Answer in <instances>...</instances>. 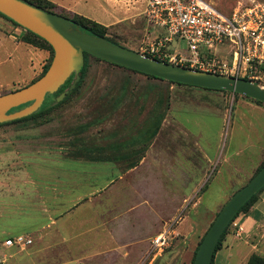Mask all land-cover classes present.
Segmentation results:
<instances>
[{"label":"crops","instance_id":"1","mask_svg":"<svg viewBox=\"0 0 264 264\" xmlns=\"http://www.w3.org/2000/svg\"><path fill=\"white\" fill-rule=\"evenodd\" d=\"M53 1L72 14L85 16L106 27L126 25L138 51L146 39L143 15L147 0L143 10L135 5L136 0H70L67 6ZM18 51L26 56H43V52L34 47ZM31 66L27 69L33 76ZM21 79L26 81L24 76ZM170 92V98L169 95L164 98L165 107L161 97L148 109V125L136 136L98 147L100 154L92 160L52 156L41 150L26 149L25 144L22 151L6 150L14 151L16 156L0 159V165L6 167L0 177V261L5 264H94L102 256L112 255L116 259L123 247L140 249L151 245L162 233L158 231L164 217L172 211L179 213L184 199L192 196L199 182L208 179L210 173L211 156L197 149L185 115L190 117L191 110H199L201 103L205 106L209 101L232 99L233 96V93L229 96L223 91L178 84L171 85ZM234 102L239 103L241 110L264 113V105L246 97ZM208 108L205 107V111L209 112ZM161 133L165 135L166 144L158 147L155 139ZM174 135L176 142L172 146ZM185 139L196 144H192L191 152L182 143ZM235 153L238 156L243 150ZM258 161L254 171L264 162V144L259 147ZM218 164L226 168L230 178L225 188L234 183L240 173H247L232 156ZM159 192L163 194L156 197ZM263 192L248 212L240 213L233 221L235 232L225 237L213 264H225L226 257L221 251L238 246L247 248L244 253L240 251L245 263L252 253L264 256V248L256 244L259 239L264 243ZM155 198L165 199L166 203L170 199L173 209L161 214L150 232L131 238L128 229L138 223L135 213L144 206L158 209ZM138 199L141 200L138 202ZM174 199H178L177 203ZM121 214L126 216L121 217ZM181 224L185 225L183 221ZM180 227L175 231L182 232ZM19 235L32 242L22 246L5 245V240ZM130 255L134 253L127 256Z\"/></svg>","mask_w":264,"mask_h":264},{"label":"rangeland","instance_id":"2","mask_svg":"<svg viewBox=\"0 0 264 264\" xmlns=\"http://www.w3.org/2000/svg\"><path fill=\"white\" fill-rule=\"evenodd\" d=\"M50 1L56 5L54 7L56 12L67 16L74 15L53 0ZM208 1L223 12L230 13L240 4L252 0ZM255 1L264 2V0ZM58 2L67 6L70 0H58ZM145 2L146 0H136L135 5L137 4L143 10ZM107 36L131 49H137V44L133 43L126 25L110 26ZM27 39L31 41L33 37L26 29L0 16V94L31 83L52 61L53 54L50 51L33 45L32 41L31 43L25 41ZM179 43L181 50L186 52L185 41L180 40ZM27 46L34 47L36 51L41 50L43 56L20 54L18 50L25 49ZM87 59L88 67L85 77L68 99L41 116L0 125V159L16 156L14 151L6 150L22 151V146L25 144L26 149L41 150L52 156L92 160L100 154L97 151L98 147L128 140L129 137L136 136L141 129L145 128L148 125V109L155 105L161 97L164 100L169 95L170 98V86L176 85L94 56H88ZM29 66L34 68L33 76L27 69ZM22 76L26 78V81L21 79ZM227 93L230 96L233 92L228 91ZM241 97L244 96L233 93L232 99L235 101ZM232 99L209 101L205 106L201 103L199 110H191L190 117L188 114L185 115L189 120L186 124L192 131L191 139L195 140L198 146L186 139L182 140V143L186 145L189 152H191L192 144L196 145L198 150H205L211 156L212 162L208 179L200 181L197 191L184 199L180 212L170 213L173 209V201L169 199L166 203L162 198L153 199L158 209L145 208L146 206L137 208L140 209L134 217L137 218L138 223L135 227L128 229L129 236L132 238L134 235L150 232L160 215L169 212L170 214L164 217L158 231V233H163L166 229L168 233L166 245L160 248L154 247L152 240L151 245L148 244L140 249L137 246L123 247L116 259L112 255L102 256L101 260L94 264L193 263L202 238L223 204L256 172L254 170L259 162V147L264 144V137L262 138L264 113L251 109L241 110L239 103ZM162 105L166 106L165 100ZM205 107H209L210 111H205ZM162 109L161 106L160 110ZM174 138L172 146L176 142L175 135ZM155 144L158 147L160 144H166L163 133L155 139ZM241 149L243 153L237 156L235 152ZM105 154L107 155V152ZM227 156H232L235 163L238 162L239 166L247 169V173H240L239 177L235 176V182L229 183L225 188L230 178L226 168L219 166L218 162L223 161ZM76 165L82 166L83 163H76ZM4 168L6 167L0 165V177L1 173H4ZM8 168L11 169V167ZM162 194L159 192L156 197ZM261 194L262 192L258 199ZM140 200L138 199V202ZM174 200L177 203L178 199ZM120 216L125 217L126 215L121 214ZM165 220H168L167 223ZM182 221L185 225L181 224ZM176 227L183 228L182 232H176ZM234 229L235 225L232 221L225 237L229 233H234ZM223 243L224 240L221 249ZM256 244L259 248H264L262 246L264 243L260 239ZM240 251L244 253L247 248L238 246L232 250L223 249L221 253L226 257L225 264H246L241 259L242 252ZM129 253H134V255L127 256Z\"/></svg>","mask_w":264,"mask_h":264},{"label":"water","instance_id":"3","mask_svg":"<svg viewBox=\"0 0 264 264\" xmlns=\"http://www.w3.org/2000/svg\"><path fill=\"white\" fill-rule=\"evenodd\" d=\"M0 13L41 36L53 48L52 61L41 77L21 88L0 94V123L37 111L46 95L57 92L75 73L73 81L56 96V101L66 98L80 80L85 53L161 79L239 93L264 103V85L243 77L193 69L145 55L105 37L83 32L69 17L30 0H0ZM25 103L29 104L9 112ZM263 186L264 164L223 204L202 238L193 264H212L216 246L224 230L240 208Z\"/></svg>","mask_w":264,"mask_h":264},{"label":"built area","instance_id":"4","mask_svg":"<svg viewBox=\"0 0 264 264\" xmlns=\"http://www.w3.org/2000/svg\"><path fill=\"white\" fill-rule=\"evenodd\" d=\"M144 20L146 39L140 53L264 85V2L252 0L225 13L208 0H147ZM180 40L185 41L186 52ZM167 238L164 231L154 238L153 246L166 245ZM31 242L19 235L4 243Z\"/></svg>","mask_w":264,"mask_h":264},{"label":"trees","instance_id":"5","mask_svg":"<svg viewBox=\"0 0 264 264\" xmlns=\"http://www.w3.org/2000/svg\"><path fill=\"white\" fill-rule=\"evenodd\" d=\"M46 9H49V10H52V11H55L54 10V7L56 6L52 1L50 0H30ZM64 15V14H62ZM0 16L8 19L9 21H11L12 23H14L15 25H18V26H21L19 25L18 23H16L15 21H13L12 19H10L9 17L5 16L4 14L0 13ZM64 16H67V15H64ZM71 19V21H73V23L79 27L83 32H87V33H90L92 35H95V36H100V37H105L107 38L108 40L112 41L113 43H116V44H120L118 42H116L115 40L111 39L110 37L107 36V32H109L110 30V27H106L105 25L103 24H100L99 22H96L95 20H92L90 18H87L85 16H82V15H79V14H74L73 16H67ZM22 27V26H21ZM24 28V27H23ZM26 29V28H24ZM27 32L29 34H31V36L33 37V39H31L32 41V44L37 46V47H40L42 49H46L48 51H50L52 54H53V48L52 46L44 39L42 38L41 36L35 34L34 32L26 29ZM29 43H31V41H29L28 39L25 40ZM35 41V42H33ZM39 44V45H38ZM88 56H93V55H90L89 53H85V64L84 66L82 67L80 73H81V77H80V80L78 82V84L76 85L75 89L72 90L68 96L66 98H64L62 101L60 102H57L56 101V96L61 93L62 91H64L69 85L70 83L73 81L74 77H75V73L72 74L67 80L66 82L59 88V90L53 94H50L48 93L45 97V100L43 102V104L41 105V107L33 112L32 114L28 115V116H25V117H22V118H18V119H15V120H12V121H7V122H18V121H23V120H27V119H33L35 117H38V116H41L42 114L46 113V112H49L50 110H52L54 107L60 105L62 102H64L66 99H68L77 89H78V86L80 85L81 81L84 79L85 77V74H86V70H87V67H88ZM95 57V56H94ZM98 58V57H96ZM100 59V58H98ZM105 61V60H104ZM51 63V62H50ZM50 63H48L43 72L36 78L38 79L39 77H41L45 72L46 70L48 69ZM117 65V64H116ZM120 66V65H119ZM121 67H124V66H121ZM127 68V67H125ZM129 69V68H128ZM132 70V69H130ZM134 72H138V73H142V72H139V71H136V70H132ZM148 77H152V78H155V79H161V78H158V77H155L153 75H149V74H145V73H142ZM35 79V80H36ZM33 80V81H35ZM161 80H165V79H161ZM32 81V82H33ZM168 82L170 83H174V84H178V85H186V86H190V87H197V86H192V85H188V84H184V83H179V82H175V81H171V80H167ZM200 88H203V89H207V90H215V91H223V92H228L226 90H217V89H211V88H204V87H200ZM230 92V91H229ZM237 95H242L258 104H261V105H264L263 102L259 101V100H256V99H253L249 96H246V95H243V94H239V93H235ZM29 103H25V104H22L18 107H15V108H12L9 112H12V111H16V110H19L21 108H23L24 106L28 105ZM6 122L4 123H0V125L2 124H5ZM154 134H155V131H154ZM264 164V162L258 167V169L256 170V172L259 170V168H261V166ZM264 191V186L262 188H260L241 208L240 210L238 211V213L235 215V217L232 219V221H234L240 213L242 212H248L249 209L257 202L258 200V196L259 194ZM231 221V222H232ZM231 222L228 224V226L226 227V229L224 230L223 234L221 235L220 237V240L216 246V250H215V254L216 252L221 249V245H222V241L224 240V237H225V234L227 232V229L229 227V225L231 224ZM215 257V255H214ZM213 261H214V258L212 260V264H213ZM193 264V263H192ZM246 264H264V256L261 255V254H258V253H252Z\"/></svg>","mask_w":264,"mask_h":264}]
</instances>
